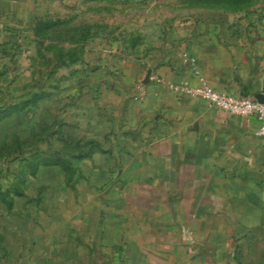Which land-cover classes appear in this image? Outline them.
<instances>
[{
  "label": "crops",
  "instance_id": "obj_1",
  "mask_svg": "<svg viewBox=\"0 0 264 264\" xmlns=\"http://www.w3.org/2000/svg\"><path fill=\"white\" fill-rule=\"evenodd\" d=\"M76 1L0 0V49ZM202 82L264 99V14L238 32L207 19L173 25L140 56L101 53L78 109L100 149L78 160L70 184L59 164H39L38 195L5 208L24 196L48 205L38 210L48 245L64 234L83 264H264V136L254 116L172 88Z\"/></svg>",
  "mask_w": 264,
  "mask_h": 264
},
{
  "label": "rangeland",
  "instance_id": "obj_2",
  "mask_svg": "<svg viewBox=\"0 0 264 264\" xmlns=\"http://www.w3.org/2000/svg\"><path fill=\"white\" fill-rule=\"evenodd\" d=\"M250 13L263 15L264 0H77L62 14L42 18L60 21L37 37L28 40L24 30L18 36L24 40H7L9 49H0V106L34 93L47 96L0 120V232L9 249L0 264H83L70 259L64 234L48 245L49 221L38 210L48 213L49 206L29 200L39 192L37 161L51 153L68 161L87 139L78 109L88 71L96 68L101 53L143 55L167 28L192 19L213 20L238 32ZM112 139L110 133L102 142ZM70 163L75 177L78 161ZM17 190L31 198L6 209L3 195L13 197Z\"/></svg>",
  "mask_w": 264,
  "mask_h": 264
},
{
  "label": "built area",
  "instance_id": "obj_3",
  "mask_svg": "<svg viewBox=\"0 0 264 264\" xmlns=\"http://www.w3.org/2000/svg\"><path fill=\"white\" fill-rule=\"evenodd\" d=\"M172 88L176 91L180 90L186 94L199 97L232 114L254 116L258 120V126L254 133L257 136H264V100L247 95L223 92L205 82L196 86L185 83H173Z\"/></svg>",
  "mask_w": 264,
  "mask_h": 264
},
{
  "label": "trees",
  "instance_id": "obj_4",
  "mask_svg": "<svg viewBox=\"0 0 264 264\" xmlns=\"http://www.w3.org/2000/svg\"><path fill=\"white\" fill-rule=\"evenodd\" d=\"M58 21H60V19ZM58 21L51 20V19H42V18L38 19L33 25V29H32L33 30V36L37 37L38 35H40L39 33H40L41 29L48 28L53 23H56ZM85 29L87 30L88 28L86 27ZM86 35H88L87 32L83 35L84 39H86ZM71 60L73 61L74 59H71ZM46 96H47V94H44V93H34L31 98L23 99V100L19 101L18 103L8 104V105H5L3 107L0 106V120L3 119L4 117L8 116L12 112L22 110L23 108H25L30 103H34V102H36V101H38V100H40ZM98 149H100L99 142L94 140V139H89V140H86L84 143L81 144V148L76 153H71V155H69V158L75 159L78 161L84 157L89 156L92 152H94L95 150H98ZM70 159L68 161H64L61 157H59L57 155H52V153H51L48 156L40 158L37 161V164L35 165L33 172L34 173L36 172L39 164H59L65 171L66 182L70 184L74 179V177H72L73 176L72 169H70V166H71ZM76 169H77V175L75 176V178L80 176V169H79L78 165H77ZM68 171H69V175L67 176ZM15 194L21 195V194H23V191L17 190L15 192ZM2 200L6 204L7 208L12 207L13 197L11 195H3Z\"/></svg>",
  "mask_w": 264,
  "mask_h": 264
},
{
  "label": "water",
  "instance_id": "obj_5",
  "mask_svg": "<svg viewBox=\"0 0 264 264\" xmlns=\"http://www.w3.org/2000/svg\"><path fill=\"white\" fill-rule=\"evenodd\" d=\"M257 98H259V97H257ZM260 100H264V99H261V98H259Z\"/></svg>",
  "mask_w": 264,
  "mask_h": 264
}]
</instances>
